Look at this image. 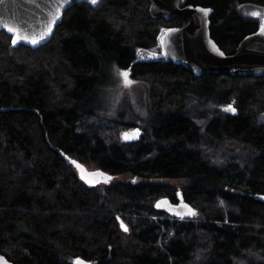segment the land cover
<instances>
[{
	"label": "trees",
	"instance_id": "16d2710c",
	"mask_svg": "<svg viewBox=\"0 0 264 264\" xmlns=\"http://www.w3.org/2000/svg\"><path fill=\"white\" fill-rule=\"evenodd\" d=\"M186 5L212 9L210 36L226 55L259 27L262 17L247 10L264 15V0ZM183 25L152 18L149 0H100L72 5L36 50L13 48L0 31V254L8 261L264 264V201L255 198L264 196V75L196 77L139 59ZM120 70L144 84V117L118 97ZM225 105L234 114L216 110ZM139 125L140 138L123 142ZM60 152L109 179L87 187ZM178 192L195 216L155 207L177 204Z\"/></svg>",
	"mask_w": 264,
	"mask_h": 264
},
{
	"label": "water",
	"instance_id": "95a60500",
	"mask_svg": "<svg viewBox=\"0 0 264 264\" xmlns=\"http://www.w3.org/2000/svg\"><path fill=\"white\" fill-rule=\"evenodd\" d=\"M80 3H85L91 7L98 4H92L91 0H0V31L11 37L10 43L13 48L23 46L36 50L51 40L65 11L72 5ZM201 9L209 10L207 15ZM212 13L211 8L186 5V0H149V14L152 18L162 17L165 20H170L179 17L184 23L181 27H171L163 32L159 40L160 54L154 56L153 59L181 65L196 77L203 73L263 76L264 32L261 31V26L239 43L234 54L226 55L210 36ZM53 15H58L54 24L52 23ZM5 26L19 29L20 37L28 36L38 39L43 34L45 38L37 44L20 39L16 45H13V33L7 31ZM49 28H51L50 32L48 31ZM132 132L133 130L123 133L131 134ZM140 135L139 130L138 136L126 140L121 135V139L123 142H134L140 138ZM59 154L66 163L75 169L78 179L87 187H94L109 179V176L102 171L89 170L68 155L62 152ZM72 161L81 167L78 168ZM255 198L264 201V196H256ZM155 207L178 218H189L196 215V211L183 200L181 192H178L177 204H170L162 200L156 202ZM190 210H194L195 215L190 214ZM118 220L120 221L119 218ZM0 258H3L0 264H4V262L13 264L1 254ZM77 260L78 258L73 260V264H76ZM84 262L85 264H92Z\"/></svg>",
	"mask_w": 264,
	"mask_h": 264
},
{
	"label": "rangeland",
	"instance_id": "374dc122",
	"mask_svg": "<svg viewBox=\"0 0 264 264\" xmlns=\"http://www.w3.org/2000/svg\"><path fill=\"white\" fill-rule=\"evenodd\" d=\"M252 13H259V12L255 11L253 9H249V10H247V13L245 15L248 16V17H251V18H254V17L257 18L258 17V20L260 19V16H261L262 18L259 20V26L264 25V15L254 16V15H252ZM158 54H160V52H158V51L141 52L139 54L140 55L139 59H146V58H149V57H154V56H157ZM120 79H121V83L118 80V82H117L118 85H117V89H116V93H117L118 97L123 96L122 99L123 98L125 99V97H126L125 100H127L129 102V104L133 108V111L135 113H137V114L139 113L140 116L144 117L145 116V112H143V111H141L139 109L140 103H143V99H144L143 98V94H145V86H144V84L140 83V82H137V81H134V80L130 79V77H129V79L131 81H133V83L130 84L129 86L125 87L124 84H123V78L121 76H120ZM114 95H115V93H114ZM115 97H116V95H115ZM117 100H118V98H117ZM227 106H229V105L216 107V110L217 111H221V110L225 111L224 109ZM208 107H210V105ZM212 109H214V107H212ZM225 112L234 114V112H232V111H225ZM263 120H264V118H263ZM134 129L140 130V132L142 134V130H141V126L140 125H139V127L137 126V127L132 128L130 130H127V131H131V130H134ZM124 132H126V131H124ZM122 133H121V135H122ZM227 145L228 144H224V145L222 144L221 146H219L220 150L226 149ZM214 157H216L215 154H211V156L209 157V160L213 164H218V160L216 161ZM89 170H91V169H89ZM74 171H75V169H74ZM75 173H76V171H75ZM119 180H123V177H121ZM164 183H173V182L172 181H165Z\"/></svg>",
	"mask_w": 264,
	"mask_h": 264
},
{
	"label": "snow or ice",
	"instance_id": "6c2138e0",
	"mask_svg": "<svg viewBox=\"0 0 264 264\" xmlns=\"http://www.w3.org/2000/svg\"><path fill=\"white\" fill-rule=\"evenodd\" d=\"M91 3L95 5L98 3V0H91ZM201 11L204 12L205 15H207V12L209 10L201 9ZM252 15L259 16V13H252ZM57 18H58V15H53V19H52L53 24L55 23ZM5 27H6L7 31L13 33V36H14V39L12 41L13 45H16L20 39H24L25 41L31 42L33 44H37V43H39L40 40H43L45 38V35H43V34L38 39L35 37L29 38L28 36L20 37L19 36V29H13V28L8 27V26H5ZM48 31L50 32L51 28H49ZM261 31L264 32V25H261ZM221 55H222V53H221ZM120 76L123 78V84L125 87H127L133 83V81H131L129 79V72L127 70H120ZM224 110L235 112V108H233L231 105L227 106ZM138 134H139V130L136 129V130H133V132L131 134L130 133H123L122 135H123V138L127 140V139L133 138V136H138ZM72 163L76 164L75 161H72ZM76 166L78 168L81 167L79 164H76ZM190 214L195 215L194 210H190ZM122 227H124V230L127 231L126 226H123V224H122ZM0 261H3V258H0ZM4 264H6V262H4ZM76 264H85V262L78 259L76 261Z\"/></svg>",
	"mask_w": 264,
	"mask_h": 264
},
{
	"label": "flooded vegetation",
	"instance_id": "af4514ba",
	"mask_svg": "<svg viewBox=\"0 0 264 264\" xmlns=\"http://www.w3.org/2000/svg\"><path fill=\"white\" fill-rule=\"evenodd\" d=\"M259 27H260V26H259ZM259 27H258V28H259Z\"/></svg>",
	"mask_w": 264,
	"mask_h": 264
}]
</instances>
